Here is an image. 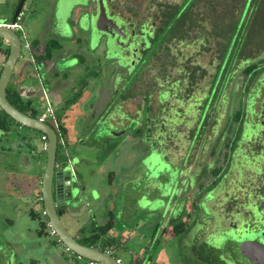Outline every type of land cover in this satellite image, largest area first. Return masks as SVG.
<instances>
[{
  "label": "rangeland",
  "instance_id": "1",
  "mask_svg": "<svg viewBox=\"0 0 264 264\" xmlns=\"http://www.w3.org/2000/svg\"><path fill=\"white\" fill-rule=\"evenodd\" d=\"M87 2L88 0L25 1L17 20L20 30H16L22 44L21 53L8 84L9 89H15L21 100L24 103L28 101L30 108L36 109L38 114L45 111L42 103L43 90L55 87L59 89L64 85L62 83L71 88L68 92L64 90L60 93L62 101L59 98L54 101L58 124L66 133L63 137L65 145L58 141L56 160L63 167L67 159L73 161V157H76V163L72 162L75 163L72 165L76 177L81 185L82 182L89 184L85 186V191L81 187V200L73 213L62 207L61 220L68 232L82 243L94 228L105 226L112 216H115L114 228L119 236L123 231L128 234V230L135 229V238L123 241L119 244L117 253L113 254L114 258L121 259L122 264H130L131 261L133 264H207L191 245L196 241V233L201 234L202 229L197 224L190 228L196 216L208 215V210H200L198 199L218 188L217 191H212L218 192L214 195L212 205L218 211H233L237 207L240 209L244 202L240 190L243 184H248L251 180L255 183L250 185L252 190L257 184L264 187V177L255 178L247 168L232 172L228 178L225 176L221 185H217L218 180L228 171L229 164H226V160H233L228 159L229 153L219 140L229 115L239 107L238 93L242 88L240 84L245 79L241 72L243 64L240 69L234 65L233 70L237 74L235 80L239 82V87L236 90V100L234 98L232 101L230 98L233 105L230 104L225 110L222 107L218 111L219 131L215 134L210 131L216 124L210 119L205 122L206 126L209 124L208 129L202 135L200 131L192 137L196 128L194 122L189 121L187 129L183 126L184 122H177V125H174L175 122H168L169 116L164 104L157 103V95L150 82L153 81V76L159 75L157 80L161 83L164 72L147 73L141 83L133 85L136 89L140 88L138 93L132 89L130 93L120 97L134 75L123 78L120 67L112 60L121 59L118 54L105 57L104 37L94 26L90 44L81 37L82 30H86L83 24L86 19L83 18L80 25L77 24V19L85 11ZM16 3L17 0H0V23L11 22L8 19L14 14ZM218 4L220 6L221 2ZM256 4L257 1L254 0L248 19L250 20L254 10L258 20L251 25L244 23L250 9L249 4L242 12V18L230 24L229 30L226 29L223 34L230 33L229 51L227 50L229 55L240 54L235 44L238 47L241 41H246V51L242 50L239 60L254 58L256 64L261 66L264 64V54L257 56L258 47H253L264 46V18L260 17L262 14L264 17V0L261 3L262 9ZM87 6L89 7L88 4ZM225 14L228 15L229 10H225ZM220 27L223 30L222 22ZM22 33L29 44H38V50H42L45 42L53 41L58 44L52 51V57L44 59L46 64L37 68L39 75L30 63V52L23 48ZM205 51L203 56L195 57V62L204 66L210 64L212 53ZM5 55L6 43H3L0 49V67ZM120 63L123 64L122 61ZM133 70L130 67V73ZM227 77L224 76L221 86L223 101L229 85ZM119 82L121 83L116 87L115 84ZM247 83L249 86V82ZM231 89L232 87L229 88ZM145 98L152 100L148 116L153 125L149 139L146 137L147 132L142 133V136L133 135L138 128L143 130L144 120L138 110L142 108ZM65 101L67 102L64 103ZM137 116L140 118L137 119ZM110 119H114L115 123H110ZM51 121L46 119V123L53 126ZM22 131L24 136L30 137L34 132L28 128H23ZM171 132L175 135L171 136ZM181 132L184 135L181 136ZM178 133L179 136L176 135ZM29 140L30 138L27 150H19L15 143L9 151L0 149V264L4 256L1 249L6 254L17 253L25 264H62V261L65 264H84L85 260H76L77 255L66 251L58 237L50 234L48 219L42 214V202L36 197L40 191L46 152L42 151L39 138ZM168 146L173 152L170 158L164 156L165 147ZM249 153L247 154L250 156ZM213 170L220 173L216 176ZM189 172L190 175L196 173V177L192 175V185H188ZM109 174L114 175L112 191L109 189L112 186L108 183ZM88 187L100 192L97 200L91 201L93 193L89 192ZM211 195L207 197L208 200L213 199ZM174 196L187 201L186 212L192 215L189 219L186 215L176 218L177 213H174L175 217L169 224V220L165 221V218ZM31 212L36 215L35 218L31 217ZM177 223L185 225V231L176 233L174 226ZM79 228L81 230L78 232ZM198 239L196 247L199 253L203 247L201 238ZM214 242L216 245L217 241Z\"/></svg>",
  "mask_w": 264,
  "mask_h": 264
},
{
  "label": "flooded vegetation",
  "instance_id": "2",
  "mask_svg": "<svg viewBox=\"0 0 264 264\" xmlns=\"http://www.w3.org/2000/svg\"><path fill=\"white\" fill-rule=\"evenodd\" d=\"M256 1V6L261 8L263 0ZM220 2L221 5L219 6L218 3ZM18 3L19 0H17L15 9ZM87 4L89 9L86 7ZM87 4L84 7L85 11L77 19L78 25H80L83 18L86 19L83 23L86 30H82L81 37L84 38L86 43L88 41V44H90L92 26L97 31L99 26L105 29L106 32L98 31L104 37L105 57L118 54L121 59L113 58L112 60L120 67L119 70L123 72V78L134 75L120 97L127 95L132 89L133 92L137 90L138 93L140 88L136 89L133 85L137 82L141 83L143 76H146L147 73L164 72L161 83L157 80L159 75L153 76V81L150 82V86L153 87L154 93L157 95V103L164 104L166 114L169 116L168 122H175L174 125H177V122L178 124L184 122L185 129L189 126V121L194 122L196 128L192 132V137H195L200 131L202 135L209 127V124L206 126L207 123L205 122L210 119L216 122L210 131L214 134L219 131L220 124L217 118L220 119V115L218 111L222 110V107L225 110L230 104L233 105L230 98L232 101L234 98L236 100V90L239 87V82L235 80L237 74L236 70H233L234 65L240 69L243 64L244 69L241 72L245 79L240 84L242 88L238 93L239 107L229 115L227 125H224L219 140L223 142V147L229 153L228 159L233 158V160L230 162L226 160V164H229L228 171L218 180L217 185L222 184L225 176L228 178L229 174L237 172L239 169L241 171L243 168H247L250 173L254 174L255 178L264 177V64L257 65L254 58L252 60L250 58L239 60L242 50L246 51V41L244 43L241 41L238 47L235 44V47L241 52L240 54L229 55L228 35L230 33L224 35L226 29L229 30L230 24L242 18L244 10L249 4L250 9L247 11L244 23L251 25L258 20L254 10H252L250 20L248 19L254 0H88ZM100 10L104 11L106 17L101 25L98 24ZM225 10H229L228 15L225 14ZM261 12L262 10H260ZM20 15L17 20H19ZM260 17L263 19V14ZM261 19L259 20L262 21ZM220 22L223 23V30L220 27ZM86 26H88V29ZM46 44L45 42L42 50H38V47L35 50L32 49L31 44L27 49L30 52V63L36 73L38 72L37 68H40L39 66L46 64L44 58H40L44 54ZM2 45L3 42L0 44V49ZM20 45L22 47L21 42ZM257 47L258 53L256 55L264 54V49H262L264 46H254L253 49H257ZM7 49L8 45L6 44ZM205 50L212 52L210 64L206 66L195 62L197 60L195 57L197 55L203 56ZM7 56L5 55V60ZM2 66L0 67V73ZM130 67L134 68L132 73H130ZM250 68L251 70L248 71ZM37 74L39 75V72ZM226 75L229 78L227 80L229 85L227 86L225 103H223L221 86ZM247 82H249V86H247ZM120 83L115 84L116 87ZM62 84L64 85L59 89L55 87L42 91L44 108L48 103L51 109L52 118L46 119L52 120L53 126L51 127L55 132H60L58 130L60 125L56 118L54 101L56 98L62 101L60 93L64 90L66 92L71 90L70 87L66 86L67 84ZM231 87L232 91L229 90ZM151 101L149 99L150 104ZM120 104L122 106V102ZM18 110L36 119H39L43 114H38L36 109L30 108L28 101H25V103L22 101L21 108ZM0 111L2 110L0 109ZM138 111L140 112V109ZM140 116L136 118L139 119ZM46 119L42 121L46 123ZM148 119V127L151 130L152 120L149 116ZM0 120H3L6 124V128L0 127L1 150L9 151L14 143L19 150H27L28 138L30 140L31 138H39L41 140L42 133L31 129L30 131H34L33 133L30 132L32 133L31 137L29 135H26L28 138L24 136L22 129L25 127L5 118L1 112ZM139 123L142 122L139 120ZM171 128V131H173L172 126ZM142 133L144 134L145 130L138 128L136 134L141 135ZM180 134L181 136L184 135L183 132ZM180 134L176 135L179 136ZM173 135L175 134L171 132V136ZM58 141L61 145H65L63 138ZM165 148L164 156L170 158L173 152L169 150V146ZM42 151L46 152V150H43V142ZM248 152H250V156L247 154ZM57 163L59 162L56 161L55 166ZM216 170H213V172ZM219 173L220 171H217V174ZM184 174L186 173L184 172ZM188 174L190 176L189 185L192 183V175L195 176L196 173L193 172L190 175L189 172ZM233 176L235 178L234 174ZM253 184L255 183L251 180L248 184H243L240 190L244 202L241 204L240 209L237 207L233 211H218L212 205L213 200H215L214 195L218 194V192L213 193L212 191H217L218 188L198 199L201 205L200 210H208V215L196 216L190 228L194 224L202 228L199 236H201L203 248H201L202 253H198L197 249V255L200 259L205 260L207 264H261L255 254L246 253L249 243L264 247V187L262 184H257L252 190L250 185ZM210 193H213V195ZM209 195L213 197L212 200L207 199ZM36 197L41 202L40 191ZM186 204L187 201L184 198H175L174 196L166 214L168 220L173 221L172 219L175 216L179 218L181 215H186L189 219L192 214L186 212ZM174 213L177 214L174 216ZM215 240L217 241L216 245H214Z\"/></svg>",
  "mask_w": 264,
  "mask_h": 264
},
{
  "label": "water",
  "instance_id": "3",
  "mask_svg": "<svg viewBox=\"0 0 264 264\" xmlns=\"http://www.w3.org/2000/svg\"><path fill=\"white\" fill-rule=\"evenodd\" d=\"M25 0H19L13 14L11 24L3 25L0 23V40L8 45V56L2 66L0 73V109L14 122L25 128L38 131L47 138L46 163L41 181V202L48 223L51 225L61 242L70 252L76 254L86 261L98 262L100 264H118L116 259L106 251L98 248L85 246L79 243L65 228L61 215L63 208L68 211L75 210L81 200V183L76 177L72 161L67 159L66 165L55 168L58 139L55 130L45 122L29 117L25 113L14 107L6 97V88L20 56L21 45L18 35L12 26L16 25L17 19ZM106 19L104 11L100 10L98 24H102ZM98 31L106 32L105 29L98 27ZM93 198V196L91 197ZM84 205H86L84 203ZM246 253L256 255L261 264H264V247L249 243Z\"/></svg>",
  "mask_w": 264,
  "mask_h": 264
},
{
  "label": "trees",
  "instance_id": "4",
  "mask_svg": "<svg viewBox=\"0 0 264 264\" xmlns=\"http://www.w3.org/2000/svg\"><path fill=\"white\" fill-rule=\"evenodd\" d=\"M9 21L12 20V17H10L8 19ZM5 24H11V22H4ZM19 25V24H18ZM1 42H3L2 40H0V44ZM58 46V44H55V42H50V43H47L45 45V48H44V54L40 57V58H44V59H50L52 57V51L55 49V47ZM32 48H34V50L37 48V43L35 42V45H32ZM8 55V49L6 50V56ZM250 69H248V71H250ZM6 97L8 99V101L14 106L16 107L17 109L21 108V104H22V101H21V98L18 94V92L15 90V89H9V87L7 86V89H6ZM151 105L149 103V99L148 98H145V102H143V105H142V108H140V112H141V115H142V120H144V124H143V129L145 130V133L147 132V139H149V133H150V130H149V127H148V123H149V119H148V114L150 113V110H151ZM3 116L5 118H8L9 120H11L12 122H14L10 117H8L3 111H0ZM141 121V120H140ZM5 123L3 120H0V127L1 128H6L5 127ZM60 132H56L57 134V139H61L64 137V135L66 134L65 133V129H63V127L59 126V129H58ZM236 138V137H235ZM234 138V139H235ZM233 142V141H232ZM57 161V160H56ZM214 174L216 175L217 174V171L214 172ZM31 217L32 218H35L36 215L34 213H30ZM185 226V225H184ZM183 225H181L180 223L179 224H176L174 226V230L176 233H182L183 231H185V228H184ZM113 227V221L112 219L103 227L101 228H94V236L90 237L89 239H87L86 241H84L83 243L82 242H79L85 246H89V247H95V242L96 241H99V239L103 236H106V234L108 233V231H110ZM115 242V241H113ZM107 243V242H106ZM108 247V246H107ZM96 248V247H95ZM100 251H106V247H102V246H98L97 247ZM30 264H35V263H30Z\"/></svg>",
  "mask_w": 264,
  "mask_h": 264
},
{
  "label": "crops",
  "instance_id": "5",
  "mask_svg": "<svg viewBox=\"0 0 264 264\" xmlns=\"http://www.w3.org/2000/svg\"><path fill=\"white\" fill-rule=\"evenodd\" d=\"M3 43H5L3 41ZM38 46V45H37ZM24 65V64H23ZM22 65V66H23ZM22 68V67H21ZM109 105V104H108ZM110 123H115L114 120H111ZM133 135H137L136 132L133 133ZM73 160L72 162H75L76 163V157H73ZM75 163H72L73 165H75ZM114 175L112 176V174H109V180H108V183H110V185H112V182H113V178ZM82 188H83V191H85V186H87V184H89L88 182H82ZM111 191L113 190V185L109 188ZM88 190L90 193H93L92 196L93 198H91V201H95L97 200L101 194H99L100 192L95 189V188H92V187H88ZM91 195V194H90ZM71 213H73V210L70 211ZM115 216H112V221H113V227L110 231H108V233L106 234V236H103L99 239V241H96L95 242V247L97 248L98 246H102V247H106V252H108L109 254H111L112 256H114L116 253H117V250L119 248V244H122L123 241H128V240H132L135 238V229L132 228V230H128V234L126 233V231H123L122 232V235L119 236L118 234H116L117 230L114 228L116 225H115V222H114V219ZM168 220V216L166 215V218H165V221ZM169 224H171V221H169ZM81 229L79 228L77 231L79 232ZM94 236V230H92V233L87 237L85 238L86 240L89 239L90 237ZM195 242H192L191 245L192 247H194V250L195 252L197 253V247L196 245L198 244L199 242V238H201V236H199V233L197 232L196 235H195ZM115 241V242H113ZM107 242V243H106ZM108 246V247H107ZM94 247V248H95ZM2 253H4V256L2 257V264H25L24 262L21 261V259L17 256V253H11V254H6V252L4 251V249H1ZM114 254V255H113ZM58 257V255H57ZM116 260H120V264H122V261L119 257H115ZM76 260H84V259H78L76 258ZM86 261V260H85ZM12 262V263H11ZM62 264H65L63 261H62ZM84 264H88V262H84ZM130 264H133L132 261L130 262Z\"/></svg>",
  "mask_w": 264,
  "mask_h": 264
},
{
  "label": "built area",
  "instance_id": "6",
  "mask_svg": "<svg viewBox=\"0 0 264 264\" xmlns=\"http://www.w3.org/2000/svg\"><path fill=\"white\" fill-rule=\"evenodd\" d=\"M3 25H5V24H3ZM7 25V24H6ZM12 28L13 29H15V30H17V29H19L20 30V26L16 23V25H14V26H12ZM22 35H23V39H24V43H23V48L25 49V50H27V49H29V43L26 41V37H25V35L22 33ZM52 118L51 117V109H50V105L48 104V103H46V108H45V111L43 112V114L39 117V120H44V119H46V118ZM41 140H42V142H43V150H46V147H47V145H46V137H45V135L44 134H42V136H41ZM60 167V164L59 163H57L56 164V166H55V168H59ZM42 214L45 216V214H44V211L42 210ZM47 227L49 228V230H50V234L51 235H56L55 234V231L53 230V228L51 227V225L47 222ZM66 251H69L67 248H66ZM77 258L78 259H81L79 256H77ZM117 261V263L118 264H120V260H116ZM88 262V264H100V263H98V262H93V261H87Z\"/></svg>",
  "mask_w": 264,
  "mask_h": 264
}]
</instances>
